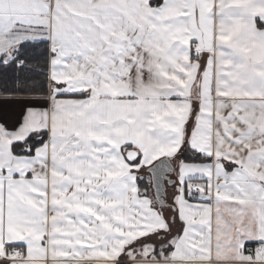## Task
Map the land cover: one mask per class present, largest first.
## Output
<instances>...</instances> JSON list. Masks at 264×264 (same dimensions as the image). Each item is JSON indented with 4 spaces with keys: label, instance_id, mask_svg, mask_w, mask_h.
<instances>
[{
    "label": "snow or ice",
    "instance_id": "6c2138e0",
    "mask_svg": "<svg viewBox=\"0 0 264 264\" xmlns=\"http://www.w3.org/2000/svg\"><path fill=\"white\" fill-rule=\"evenodd\" d=\"M0 264H264V0H0Z\"/></svg>",
    "mask_w": 264,
    "mask_h": 264
}]
</instances>
